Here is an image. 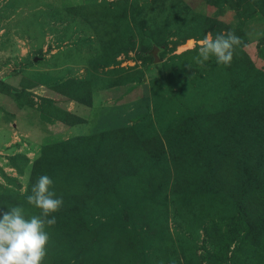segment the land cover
I'll return each instance as SVG.
<instances>
[{
  "label": "rangeland",
  "instance_id": "1",
  "mask_svg": "<svg viewBox=\"0 0 264 264\" xmlns=\"http://www.w3.org/2000/svg\"><path fill=\"white\" fill-rule=\"evenodd\" d=\"M0 264H264V0H0Z\"/></svg>",
  "mask_w": 264,
  "mask_h": 264
},
{
  "label": "trees",
  "instance_id": "2",
  "mask_svg": "<svg viewBox=\"0 0 264 264\" xmlns=\"http://www.w3.org/2000/svg\"><path fill=\"white\" fill-rule=\"evenodd\" d=\"M157 49H158V48H156V47L153 48V50H152V55H155V54L157 53ZM243 210H244V208H243ZM243 214H244V213H243ZM244 215H245V214H244ZM244 215H243V216H244ZM242 219H244V218L242 217ZM245 220H246V219H245Z\"/></svg>",
  "mask_w": 264,
  "mask_h": 264
}]
</instances>
